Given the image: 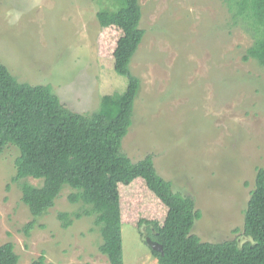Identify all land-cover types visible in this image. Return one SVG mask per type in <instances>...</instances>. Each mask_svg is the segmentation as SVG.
Wrapping results in <instances>:
<instances>
[{
    "label": "rangeland",
    "instance_id": "rangeland-1",
    "mask_svg": "<svg viewBox=\"0 0 264 264\" xmlns=\"http://www.w3.org/2000/svg\"><path fill=\"white\" fill-rule=\"evenodd\" d=\"M233 1L140 0L145 34L130 69L141 89L120 150L133 164L151 155L157 174L193 198L200 216L192 233L201 240L243 243L244 212L264 166V66L243 59L255 39L242 21L234 23ZM115 3L0 0V62L21 83L50 86L76 112H101L103 96L125 91L128 82L113 67L122 30L97 18ZM19 154L11 143L0 154V244H14L18 264L42 253L55 264H110L94 215L62 225L61 211L82 207L69 200L70 185L34 217L12 180ZM118 189L124 264H159L145 240L154 227L145 221L162 227L167 206L143 178Z\"/></svg>",
    "mask_w": 264,
    "mask_h": 264
},
{
    "label": "trees",
    "instance_id": "trees-1",
    "mask_svg": "<svg viewBox=\"0 0 264 264\" xmlns=\"http://www.w3.org/2000/svg\"><path fill=\"white\" fill-rule=\"evenodd\" d=\"M230 8L234 23L242 21L255 39L243 59L253 58L264 66V0H234ZM97 18L103 27L115 25L122 30L113 67L128 79L125 91L103 96L99 113L87 117L68 108L50 86L21 83L0 62V154L10 143L20 150L12 180L20 182L24 203L39 217L55 205L63 186L70 185L74 190L69 200L82 202V207L73 213L61 211L62 225L68 228L75 217L94 215L102 236L100 251L110 264H124L118 184L143 178L168 208L162 227L143 220L154 227L148 236L163 247L164 254L150 247L159 264H264V166L257 169L255 188L244 212L245 241L209 242L192 233L200 216L193 198L174 191L157 174L152 156L133 164L121 152L141 89L139 77L130 69L145 34L140 27V0H116L113 8L100 9ZM30 177L42 183L33 184L27 180ZM33 224L25 227L26 232ZM18 262L14 244H0V264ZM31 264L55 263L47 262L42 253Z\"/></svg>",
    "mask_w": 264,
    "mask_h": 264
},
{
    "label": "water",
    "instance_id": "water-1",
    "mask_svg": "<svg viewBox=\"0 0 264 264\" xmlns=\"http://www.w3.org/2000/svg\"><path fill=\"white\" fill-rule=\"evenodd\" d=\"M145 240L149 244L150 247H152L155 250L161 251L162 254H164L163 247L160 243L152 239L150 236H145Z\"/></svg>",
    "mask_w": 264,
    "mask_h": 264
}]
</instances>
